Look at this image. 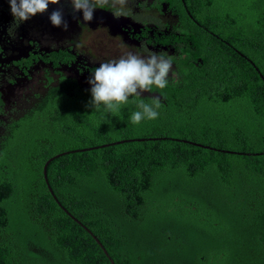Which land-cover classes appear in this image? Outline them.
<instances>
[{"label":"trees","instance_id":"obj_1","mask_svg":"<svg viewBox=\"0 0 264 264\" xmlns=\"http://www.w3.org/2000/svg\"><path fill=\"white\" fill-rule=\"evenodd\" d=\"M212 3L230 42L264 46V0ZM194 41L188 70L157 94L158 119L134 125L135 105L113 116L89 93L13 130L0 153V264H264V87L225 44L202 30ZM63 152L47 183L45 163Z\"/></svg>","mask_w":264,"mask_h":264},{"label":"flooded vegetation","instance_id":"obj_2","mask_svg":"<svg viewBox=\"0 0 264 264\" xmlns=\"http://www.w3.org/2000/svg\"><path fill=\"white\" fill-rule=\"evenodd\" d=\"M198 0H129L127 17L115 18L110 4L97 7L95 18L85 21L73 15L70 0L52 4L48 12L14 23L8 0H0V153L13 130L29 116L44 111L58 113L67 102L91 93L89 76L100 63L128 51L148 54L155 51L172 55L175 80L191 63L190 51L200 30L215 40L223 56L238 53L250 62L255 77L264 87V46L259 39L243 40L242 47L225 37L228 24L222 6H198ZM62 7L69 29L49 21L52 9ZM204 13L205 15L201 14ZM264 13V10H263ZM201 60V58H198ZM184 64L185 67L181 65ZM171 75V73H170ZM169 77V82L173 81ZM160 90L142 95H157Z\"/></svg>","mask_w":264,"mask_h":264},{"label":"clouds","instance_id":"obj_3","mask_svg":"<svg viewBox=\"0 0 264 264\" xmlns=\"http://www.w3.org/2000/svg\"><path fill=\"white\" fill-rule=\"evenodd\" d=\"M14 23L9 27V35L14 36V29L20 22L27 21L37 14L48 12L50 5L60 4V0H8ZM72 12L82 14L85 21L95 18L96 8L110 4L115 18L129 15V0H70ZM49 21L55 27L69 29L62 7L52 9ZM173 57L165 52H149L139 54L128 51L118 58L104 61L95 67L89 76L91 84V104L95 109L101 105L105 112L119 116L122 109L130 104L135 105L129 119L132 124L139 125L145 120L159 118V110L163 107L161 96H150L149 102L142 99L145 92L152 93L153 89L162 90L169 84V77L175 79ZM171 73V75H170Z\"/></svg>","mask_w":264,"mask_h":264},{"label":"water","instance_id":"obj_4","mask_svg":"<svg viewBox=\"0 0 264 264\" xmlns=\"http://www.w3.org/2000/svg\"><path fill=\"white\" fill-rule=\"evenodd\" d=\"M142 140H144V139H142ZM179 140H181V139H179ZM125 141H129V140H121V141H117V142H113V143L103 144V145H100V146H93V147H88V148H84V149H76V150H74V151H80V150H82V151H86V150H91V149H95V148L106 147V146H109V145H113V144H117V143H121V142H125ZM184 141H186V142H190V143H192V144H195V145H198V146H202V147H205V148H211V149H215V150H219V151H224V152H227V153L245 154L244 152H235V151H232V150L219 149V148L211 147V146H209V145H204V144L197 143V142L190 141V140H186V139H185ZM65 153H68V152H63V153L57 154V155L51 157V158H50L49 160H47V162L45 163V165H44V176H45V179H46L47 183H49L48 175H47V173H48L47 170H48V165H49V163H50L54 158L59 157V156L65 154ZM262 153H264V152H262ZM262 153H254V155H258V154H262ZM248 154H253V153H248ZM50 190L53 191L51 186H50ZM74 218H75V217H74ZM75 219H76L78 222L81 223V221H80L79 219H77V218H75ZM84 226H85V225H84ZM85 228L88 229L87 226H85ZM89 231H90V230H89ZM95 238H96V240L98 241V243L104 248V246H103V244L101 243V241H100L96 236H95ZM104 250H105V252L108 254V251H107L105 248H104ZM110 259H111L112 263L115 264L114 261H113V259H112V258H110Z\"/></svg>","mask_w":264,"mask_h":264},{"label":"rangeland","instance_id":"obj_5","mask_svg":"<svg viewBox=\"0 0 264 264\" xmlns=\"http://www.w3.org/2000/svg\"><path fill=\"white\" fill-rule=\"evenodd\" d=\"M237 5H238V8H241L243 5H242V3H241V0H237ZM230 6H231V4H230V2H227L226 3V11L230 8Z\"/></svg>","mask_w":264,"mask_h":264}]
</instances>
